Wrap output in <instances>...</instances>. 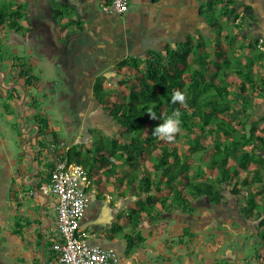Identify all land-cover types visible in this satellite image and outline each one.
Returning <instances> with one entry per match:
<instances>
[{
    "label": "crops",
    "instance_id": "crops-1",
    "mask_svg": "<svg viewBox=\"0 0 264 264\" xmlns=\"http://www.w3.org/2000/svg\"><path fill=\"white\" fill-rule=\"evenodd\" d=\"M110 1L19 0L26 7L25 18L20 20L22 29L0 31V264H59L53 249L59 241L57 198L41 188L50 181L58 158L71 148L93 155L101 145L96 137L106 139L107 144L108 138L119 137L121 129L94 98L95 81L102 77L105 87L115 89L118 81L130 75L127 69H117L122 61L145 60L150 52L181 46L188 35L199 38L201 33L207 46H214L216 33L200 15L199 0H131L123 15L103 10ZM237 4L239 16L223 20V36L237 34V45L252 42L264 49V0H237ZM245 6L253 15L248 21L242 17ZM259 63L256 73L263 74L264 64ZM23 71H28L25 76ZM28 77L33 79L30 85ZM63 81L68 88L60 84ZM50 82L54 95L60 96L58 86L65 96L73 95L82 120L89 118L83 120L82 131L74 139L70 132L62 134L59 126L53 128L47 119ZM254 99L252 121L263 127L264 94L257 93ZM16 115L21 123L11 121ZM41 119L49 125L41 126ZM7 123L12 134L1 132ZM19 137L27 143L22 145L25 156L17 161L18 154H13L4 139L13 144V138L17 145ZM139 162L137 173L123 164L119 174L110 178L98 168L91 172L93 186L86 188L91 204L81 222L91 245L116 250L119 264H264V249L260 242L255 243L262 231L258 222L211 220L234 210L232 206L213 210L204 198L191 197L193 213L169 209L157 215L162 211L157 203L153 215L144 213L137 220L133 212L145 200L144 194L136 192L141 158ZM145 166L152 167L150 162ZM131 175L136 177V186L127 185ZM166 194L163 190L158 196ZM234 222L243 230L237 234V244H231L232 236L226 235V228ZM252 234L255 236L249 238ZM139 235L144 237L143 243Z\"/></svg>",
    "mask_w": 264,
    "mask_h": 264
},
{
    "label": "trees",
    "instance_id": "trees-1",
    "mask_svg": "<svg viewBox=\"0 0 264 264\" xmlns=\"http://www.w3.org/2000/svg\"><path fill=\"white\" fill-rule=\"evenodd\" d=\"M17 1L0 0V31L5 27L22 29L20 20L25 18L26 7ZM199 1L200 15L216 33L214 46L208 47L200 33L199 38L188 35L181 46L150 52L145 60L122 61L117 66L119 72H130L117 83L126 88L123 92L106 88V80L99 77L94 84V98L121 127L120 135L107 137V144L93 150L96 157L77 147L62 157L89 167L92 173L98 168L109 178L119 174L121 164L135 168L141 158L139 184L136 186L134 174L129 179V185L138 189L137 194L145 195L133 212L137 220H142L144 213L153 215L157 203L162 207L157 215L169 209L193 213L191 197L204 198L217 209L246 194L245 216L258 222L262 231L255 243L260 242L264 249V126L253 122L251 113L255 94H264V73H256V63L264 64V49L252 42L237 45V34L223 36V20L239 16L237 0ZM243 11L247 21L253 18L249 6ZM27 82L30 85L33 79L28 77ZM175 90L184 93V104L171 102ZM149 108L157 119L150 118ZM177 109L181 131L174 142L159 140L152 134L155 127ZM40 124L49 125L45 119ZM143 159L150 161V169ZM163 190L168 194L159 197ZM231 213L233 209L224 214ZM139 240L145 241L141 235Z\"/></svg>",
    "mask_w": 264,
    "mask_h": 264
},
{
    "label": "built area",
    "instance_id": "built-area-1",
    "mask_svg": "<svg viewBox=\"0 0 264 264\" xmlns=\"http://www.w3.org/2000/svg\"><path fill=\"white\" fill-rule=\"evenodd\" d=\"M130 4L131 0H111L103 6V10L123 15ZM92 186L93 177L84 165L69 163L61 156L51 172L50 181L41 188L44 194H53L57 198L59 241L53 249L59 264L120 263L116 250L91 245L88 234L81 230V222L91 199L86 188Z\"/></svg>",
    "mask_w": 264,
    "mask_h": 264
},
{
    "label": "rangeland",
    "instance_id": "rangeland-1",
    "mask_svg": "<svg viewBox=\"0 0 264 264\" xmlns=\"http://www.w3.org/2000/svg\"><path fill=\"white\" fill-rule=\"evenodd\" d=\"M127 13V12H126ZM125 14V13H124ZM262 75V74H261ZM46 81V80H44ZM48 82L46 81V84ZM259 83H261V81L259 80ZM60 84H62V86H64L65 88H68V82L67 81H63V82H60ZM112 87L111 85L106 87V88H110ZM52 89V91H51ZM55 89H58L59 92H60V96H56L54 95L55 93V90H54V87H51V82H50V91H49V96H47V103H48V106H47V113H46V116H47V119L48 121L51 123V126L54 128H56L57 126L60 127V131L62 132V134L66 135L67 132H70L73 134V136H70L71 139H74L76 138V135L79 133H81L82 131V124H83V120H89V118H87L85 116V119L83 118L82 120V112H81V109H80V106L78 104V101L76 100V98L71 95L70 98L65 96L64 94H66L65 91H61L59 86L56 87ZM117 89L120 90V92H123L124 90L126 91V88L124 87H118V85L115 87V90L117 91ZM128 91V90H127ZM1 99V98H0ZM75 99V101H74ZM52 101H55L57 103H52ZM97 118L98 120H101L102 117H101V114L100 113H97ZM16 118V119H15ZM15 118H11V121L13 122H20L21 123V120L18 121L17 118L18 116L16 115ZM23 124V122H22ZM21 124V126H22ZM5 125H7L10 129V126L11 124L10 123H7V124H4L2 125L1 127V132L3 134H6V133H11V131H9V129L7 127H5ZM20 128V124L18 126ZM8 129V130H7ZM18 132V131H17ZM12 134V133H11ZM17 135L19 136V132L17 133ZM120 135V134H119ZM27 140H28V136H26ZM26 138H18V144L16 145V142L13 138H11L14 142L13 144L10 143V141L8 139H4V141L7 143L8 147H10V149L13 151V154L15 155L16 153L18 155H16V159L17 161H19L20 159H23V156H25V149L22 147L23 144H26L27 143V140ZM97 141L99 142L98 144H105L106 143V139H100V137H96ZM182 141V140H181ZM98 144L96 146H98ZM95 146V147H96ZM14 148V149H13ZM98 149V147H97ZM142 162H146L147 164H149L148 160L147 161H144V159L142 160ZM190 163L193 165L195 162L194 161H190ZM139 164H136L135 168L136 169L138 167ZM146 165V164H145ZM135 172H137V170H135ZM122 176H125L123 173H121ZM129 185V184H127ZM131 186V185H129ZM126 187V186H125ZM4 197V196H3ZM239 200L241 201V205H246V201L243 197H240ZM3 204L5 203V198L2 202ZM235 203V201H234ZM91 204V199H90V202L86 208V212H85V215L88 211V208ZM216 215H218V213H216ZM85 217V216H84ZM236 231H233L232 229H229L226 228V235L228 236H232L234 238H230L229 241H231V244L235 243L237 244L236 242V232L239 231V228H236L233 227ZM243 235H245V233H242ZM7 248V246H6ZM9 253V251H6Z\"/></svg>",
    "mask_w": 264,
    "mask_h": 264
},
{
    "label": "clouds",
    "instance_id": "clouds-1",
    "mask_svg": "<svg viewBox=\"0 0 264 264\" xmlns=\"http://www.w3.org/2000/svg\"><path fill=\"white\" fill-rule=\"evenodd\" d=\"M171 102L173 104L175 103L184 104L186 102V97L184 93H182L181 91L175 90L172 93ZM147 112L150 115L151 119L155 120L158 118L155 111H153V109L149 108ZM180 116H181V113L177 109L176 111L172 113L171 116L163 118L162 123H160L158 126L155 127L152 134L159 140H163L169 143L174 142L176 134H178L181 131Z\"/></svg>",
    "mask_w": 264,
    "mask_h": 264
},
{
    "label": "flooded vegetation",
    "instance_id": "flooded-vegetation-1",
    "mask_svg": "<svg viewBox=\"0 0 264 264\" xmlns=\"http://www.w3.org/2000/svg\"><path fill=\"white\" fill-rule=\"evenodd\" d=\"M240 197H243L245 200H246V194L244 195V194H242V195H240L239 197H237V198H234V199H232V200H230V201H228V203H224L223 204V206L224 207H222V205L221 206H219V207H217V209L219 208V209H222V210H224V209H227V208H229L230 206H232V207H234V213H231L229 216H225V215H222V216H219V218H215V219H211V220H255V219H249V218H247V216H245V208L248 206V202L246 201V205L244 206V205H241V201L239 200V198ZM234 201H235V203H234ZM209 205H210V208L211 209H213V210H217L215 207H213L210 203H208ZM226 204H228V205H226ZM241 210H242V213H243V217H240V212H241ZM237 225V223L236 222H234V225L232 226V227H229V229H232L233 231H236L233 227H235ZM243 230L241 229L240 231H237L236 232V236L235 237H238V233L239 232H242ZM232 238H234V237H232Z\"/></svg>",
    "mask_w": 264,
    "mask_h": 264
}]
</instances>
